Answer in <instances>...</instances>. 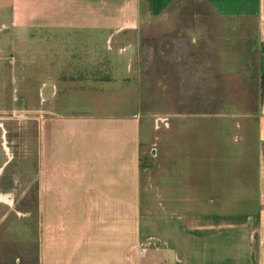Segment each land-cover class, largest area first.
Here are the masks:
<instances>
[{
  "label": "crops",
  "instance_id": "1",
  "mask_svg": "<svg viewBox=\"0 0 264 264\" xmlns=\"http://www.w3.org/2000/svg\"><path fill=\"white\" fill-rule=\"evenodd\" d=\"M203 1L253 24L181 22L187 0H0V45L79 35L39 89L32 264H264V67L255 107L215 82L264 56V0ZM156 73L158 108L143 92Z\"/></svg>",
  "mask_w": 264,
  "mask_h": 264
},
{
  "label": "rangeland",
  "instance_id": "2",
  "mask_svg": "<svg viewBox=\"0 0 264 264\" xmlns=\"http://www.w3.org/2000/svg\"><path fill=\"white\" fill-rule=\"evenodd\" d=\"M184 5L187 16H184L181 22L231 21L253 24V20H250L252 18L249 17L223 19L215 15L213 9L203 0H187ZM158 19L155 21L158 22ZM0 34L3 36L1 32ZM76 38L79 39V35L74 31H20L0 45V264H32L33 255L36 256L38 225L33 215L36 207L32 202L38 198V151L41 152V147L45 150L49 131L48 125L41 123L51 115L46 110L47 105L43 107L37 104L38 96L41 97L39 89L42 82L47 80L45 71L48 70L49 60L53 61V56L58 54V61L63 59V53H60L63 47H57L56 50L57 42L64 39L77 41ZM103 41V52H107L106 36ZM82 44L89 46L87 40ZM68 47V52L80 49L79 46L70 44ZM155 51L157 55L158 49ZM257 52L261 55L262 51ZM260 57L257 59L261 61L252 64L253 68L248 63L237 65L241 71H244L242 67H248V74L243 72L244 77L236 73L237 67L233 65L230 78L215 80L219 88L226 82L232 102L246 101L255 107L259 98L260 67H264V56ZM155 66L159 68L158 62ZM184 81L186 82L182 84L185 86L183 93L180 91L177 96L181 102L190 101L192 97L191 88L188 87L191 86V80ZM148 83L143 89L145 98L151 103V107L158 108V73ZM206 99L207 96H201V101ZM38 107L43 109L37 110ZM263 238L264 236L261 238L264 241ZM18 256L20 261L16 262ZM33 264H37L36 259Z\"/></svg>",
  "mask_w": 264,
  "mask_h": 264
}]
</instances>
